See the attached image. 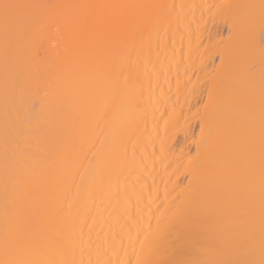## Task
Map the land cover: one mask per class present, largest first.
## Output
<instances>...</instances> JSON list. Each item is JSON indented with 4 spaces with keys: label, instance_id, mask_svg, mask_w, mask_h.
I'll return each mask as SVG.
<instances>
[{
    "label": "bare ground",
    "instance_id": "obj_1",
    "mask_svg": "<svg viewBox=\"0 0 264 264\" xmlns=\"http://www.w3.org/2000/svg\"><path fill=\"white\" fill-rule=\"evenodd\" d=\"M81 1L0 27V264H264V0Z\"/></svg>",
    "mask_w": 264,
    "mask_h": 264
},
{
    "label": "rangeland",
    "instance_id": "obj_2",
    "mask_svg": "<svg viewBox=\"0 0 264 264\" xmlns=\"http://www.w3.org/2000/svg\"><path fill=\"white\" fill-rule=\"evenodd\" d=\"M62 1H63V2H62ZM70 1H71V2H70ZM75 1H78V0H40V1H39V0H0V5H1L0 8L2 7L1 10H0V15L2 14V16H1V18H0V20L2 21V22L0 21V27H1V30H2V29H4V30L7 29V30L5 31V32H7V34L4 33V32H3V34H6V35L9 34L8 36L10 37V39H12V37L14 38L13 41H12V42H14V43H11V42H10L11 44L8 43V41H10V40H8V39H7V42H5V41L2 42V43H5V45L8 43V45L11 46L10 49H9V47L7 48V51L12 50V49H13V50L15 49V51H17V50L19 51L18 48H17V50H16L17 43H18V44H21V43L25 42V43H23L22 45L25 44L26 46L24 45L23 48H22V47H21V48L24 49V52H25L27 49H29V47H28L27 45H29V46H30V45H31V46L34 45L35 48L33 47V49H34L35 51L33 50V51H34L33 55H34V54H35V55H38V56H35V55H34V56L36 57V59H40V60H41V58H42V60H41L42 65L45 64V62H46L45 59H47V61L50 60V59L52 60L51 55H52V52H53L52 50H53L54 48L51 50V48L48 47V48L50 49V53H51V55H50V53H48V52H46V54H43L44 50H45V51H48V50H49V49H47V48L45 49L46 46H45V45L43 46V44H46L48 41H49V43L52 42L51 39L54 38V34H55V31H56V27L54 26V22H53V21H54V19L56 20L55 17L58 16L57 14H59V13L62 14V11L64 10V8L66 7L67 10H68V8H71L72 4H73V7H74V3H75ZM79 1H81V0H79ZM84 1H85V0H82L81 2H84ZM96 1H97V2L100 1V3L102 2L101 0H99V1H98V0H94V1H93V0H90V2L87 4V6H90V5H89L90 3L92 4L93 2H96ZM104 1H107V2H109V3H111V4H114V6L116 7L115 11H117V14H116V15H119V16L122 15V16L125 17L126 14L124 13L123 10H126V9H124V8L126 7L125 5L127 4L126 2H125V3H122V2H124V1H121V0H120V1H121V4H120V1L117 2V0H103V3H104ZM125 1H126V0H125ZM146 1H147V0H146ZM221 1H222V0H215V2H213V3L216 4V3H220ZM31 2H32V3H31ZM45 2H47V3H45ZM68 2H69V3H68ZM81 2H79V3L81 4ZM87 2H88V1L86 0L85 3H87ZM107 2H106V3H107ZM29 3H30V4H33V3H34L33 5H34L35 7H34L33 5L28 6V5H30ZM43 3H44V4H43ZM60 3H61V5H60ZM70 3H71V4H70ZM76 3H77L78 6H81V5H79L78 2H76ZM103 3H102V4H103ZM109 3H108V5H110ZM128 3H129V0H128ZM143 3H144V2H143ZM40 4H41V5H40ZM49 4H50V5L52 4L51 7H50ZM64 4H65V5H68V6H65ZM82 4H84V3H82ZM104 4H105V3H104ZM104 4H103V5H104ZM69 5H71V6L69 7ZM77 5H76L75 7H77ZM84 5H85V4H84ZM84 5H82V6H84ZM117 5H118V6H117ZM121 5L123 6V9L121 8L122 10L120 9V7H122ZM216 5H217V4H216ZM21 6H23V7H21ZM24 6H25V8H24ZM40 6H41V7H40ZM48 6H49L50 8H49ZM54 6H55V7H54ZM58 6H59V7H58ZM85 6H86V5H85ZM92 6H93V5H92ZM128 6H129V4H128ZM143 6H144V5H143ZM146 6H147V4H146ZM214 6H215L214 4H210V6H209L210 8H209V9L211 10ZM26 7H27V8H26ZM52 7H53V8H52ZM61 7H62V8H61ZM90 7H91V6H90ZM108 7H111V6H108ZM211 7H212V8H211ZM15 8H16V9H15ZM18 8H19V10L22 9V8H23V9L19 11ZM31 8H32L33 10H32ZM37 8H38V9H37ZM45 8H46L47 10H46ZM48 8H49V9H48ZM66 8H65V10H64V13L66 12ZM105 8H106V6H105ZM126 8H127V7H126ZM130 8H131V7H130ZM132 8H133V7H132ZM2 9H3V10H2ZM6 9H7V10H6ZM12 9H15V10H14L15 13H18V17H17V15H15V13L12 15V13H13V10H12ZM40 9H41V10L43 9V10H42V13H41V10H40ZM72 9H73V8H72ZM110 9H111V8H110ZM4 10L6 11V13H7V11H8V13L6 14ZM23 10L25 11V13H24L25 15H26V13H27V16H26V17L29 16L28 19H27V18L25 17V15L22 13ZM35 10H36V11H35ZM107 10H109V9H106V11H107ZM112 10H113V13H114V9H112ZM132 10L136 11V8H135V9L133 8ZM148 10H149V9H147V11L145 10L144 13H146V14L149 13ZM11 11H12V13H11ZM29 11H31L30 14H28ZM37 11H38V13H37ZM46 11H48V14H46ZM49 11H50V13H49ZM51 11H52L53 14L51 13ZM109 11H110V10H109ZM109 11H108V13H109ZM121 11H122V13H121ZM126 12H127V11H126ZM21 13H22V14H21ZM32 13H33V14H32ZM36 13H37V14H36ZM64 13H63V14H64ZM131 13H132V12H131ZM40 14H43V15L40 16ZM120 14H121V15H120ZM134 14H135V13H134ZM146 14H145V15H146ZM149 14H150V13H149ZM3 15H5V16L3 17ZM21 15H22V16H21ZM31 15H32V16L35 15V16H34L35 19L32 18ZM46 15H47V16H46ZM50 15H51V16H50ZM110 15H111V14H110ZM112 15H113V14H112ZM116 15H115V16H116ZM132 15H133V14H132ZM135 15H136V14H135ZM7 16H8V19H9V20H7ZM10 16H11V17H10ZM12 16H14V17H12ZM19 16H20L21 19L19 18ZM39 16H40V18H39ZM53 16H54V18H53ZM133 16H134V15H133ZM137 16H138V15L135 16L136 19H135L134 17H132V18H133L134 20H138V17H139V16H138V17H137ZM143 16H144V14H143ZM149 16H150V15H149ZM149 16H147V19H146V17L144 16V18L146 19L145 23H147V21H150V20H151L152 16H151L150 20H148V19H149V18H148ZM15 17H17V21H16V18H15ZM36 17H37V18H36ZM43 17H44V18H43ZM45 17H46V18H45ZM51 17H52V18H51ZM59 17H60V14H59ZM113 17H114V16H112V18H113ZM128 17H129V16H127V18H128ZM141 17H142V15H141ZM10 18H15V19L12 20V19H10ZM22 18H23V19L25 18V19H24L25 21H24ZM31 18L34 19V20H32ZM48 18H49V19H48ZM50 18H51V19H50ZM130 18H131V17H130ZM130 18H129V24H130V22H131V23L134 22L132 19L130 20ZM139 18H140V17H139ZM142 18H143V17H142ZM142 18H141L140 21H142L141 23H144V21H143L144 18H143V19H142ZM2 19H4L5 21H3ZM18 19H20V21L22 20V21H21L22 23L25 22L26 25H25V24L23 25V24H20V23H19L20 25L17 24V22H19ZM57 19H58V18H57ZM114 19H116V18H114ZM10 20H11V21H10ZM28 20H29V21H28ZM30 20H31L32 22H30ZM38 20H39V21H38ZM44 20H45V21H44ZM46 20H47V21H46ZM48 20H49V21H48ZM110 20H111V22H112L113 19H110ZM116 20H117V19H116ZM7 21H8V22H7ZM23 21H24V22H23ZM34 21H35V22H34ZM41 21L43 22V25L41 24ZM10 22H11V23H10ZM14 22H15V23H14ZM33 22H34V23H33ZM47 22H51V23H48V24L45 26V24H46ZM115 22H116V21H115ZM124 22L127 23L128 21L126 22V21L124 20ZM8 23H10V24H8ZM13 23H14V24H13ZM30 23H31V24H30ZM36 23H37V24H36ZM38 23H39V24H38ZM108 23H109L108 25H110V22H109V21H108ZM125 23H124V25H125ZM145 23H144V24H145ZM148 23H149V22H148ZM6 24H8V25H6ZM11 24L13 25V27H14V25H15L14 29L12 28V25H11ZM33 24H34V25H33ZM3 25H4V26H3ZM5 25H6V26H5ZM28 25H29V26H28ZM31 25H32V26H31ZM35 25H38V26H36V28L33 29V27H35ZM41 25H42V26H41ZM48 25H49V26H48ZM219 25L222 26L221 23H219L218 25L216 24V25L214 26V29H215V30L217 29L216 35L218 34L217 37L219 36V38L222 37L223 39H222V38H220V39L223 41V40L225 39V35H226V38H227V36H228V29H227L226 26H222V27H220ZM18 26H20V27L18 28ZM43 26H45L44 28H46V27H47V28L44 30V29H43ZM53 26H54V27H53ZM126 26H128V23H127ZM126 26H124V27H126ZM216 26H218V27H216ZM9 27H10L11 29H8ZM16 27H17V28H16ZM23 27H24V28H25V27H26V28H27V27H28V28L31 27V29H28V28H27V29H28V31H27V29H26V28L24 29ZM20 28H23V29H20ZM49 28H50V30H49ZM54 28H55V30H54ZM219 28H220V29H219ZM12 29H13V31H11ZM17 29H19V30H21V31L18 32L19 30H17ZM32 29H33V30H32ZM35 29H37V30H35ZM42 29H43V30H42ZM218 29H219V30H218ZM221 29H222V30H221ZM8 30H9L10 32H8ZM14 30H15V31H14ZM16 30H17V32L19 33V35H21V39L24 38L22 41H21V39H20V36L17 35ZM38 30H39L40 33L38 32ZM226 30H227V31H226ZM35 31H36V32H35ZM42 31H43V32H42ZM49 31H51V32H49ZM15 32H16V33H15ZM21 32H24L23 35L26 36V37H23V35L20 34ZM26 32H27V33H26ZM34 32H35V34H34ZM226 32H227V34H226ZM29 33H31V35H29ZM36 33H37V35H36ZM42 33H43V34H42ZM49 33H50V34H49ZM220 33H221V36L219 35ZM0 34H1V32H0ZM11 34H13V36H12ZM33 34H34V35H33ZM40 34H41L42 36H41ZM51 34H52V36H51ZM95 34H96V33H95ZM1 35H2V34H1ZM6 35H5V37H6V38H9V37H7ZM15 35H16V36H15ZM46 35H49L50 38H48L49 36L47 37ZM89 35L93 36L92 34H88V36H87L88 38H84L83 40H85V39H86L85 41L89 40V38H91V36H89ZM2 36H4V35H2ZM18 36H19V38H17ZM29 36H30V37H29ZM34 36H35V39L38 37V40H35V39L33 38ZM95 36H96V35H95ZM5 37H2L1 39L3 40V39H5ZM40 37H42V38H40ZM51 37H52V38H51ZM85 37H86V36H85ZM97 37H98V36H97ZM97 37H96V38H97ZM99 37H100V36H99ZM32 38H33L34 40H33ZM39 38H40V39H39ZM93 38H94V36H93ZM19 39H20V40H19ZM26 39H27L28 43L25 41ZM29 39H30V40H29ZM43 39H45V40H43ZM15 40H16V41H19L20 43H19V42H16ZM39 40H40V42H41V41H42V42L40 43ZM50 40H51V41H50ZM90 40H92V39H90ZM225 40H227V39H225ZM33 41H34L35 43H34ZM85 41H84V42H85ZM45 42H46V43H45ZM84 42H83V43H84ZM89 42H90V41H89ZM0 43H1V40H0ZM15 43H16V44H15ZM26 43H27V44H26ZM39 43H40V45H39ZM12 44H13V45H12ZM50 44H51V43H50ZM50 44H48V45H50ZM15 45H16V46H15ZM41 45H42L43 47H42ZM48 45H47V46H48ZM1 46H3V45H1ZM12 46H14V47H12ZM18 46H21V45H18ZM18 46H17V47H18ZM36 46H37V47H36ZM53 46H54V44H53ZM26 47H27V48H26ZM41 47H42V48H41ZM8 49H9V50H8ZM36 49H37V50H36ZM39 49H40V50H39ZM13 50H12V51H13ZM15 51H14V52H15ZM30 51H31V49H30ZM33 51H32V52H33ZM14 52H10V51H9L8 53H12V55H14V54H13ZM21 52H23V50L19 51L18 53H19L20 55H22ZM25 53H26V55H24V53H23V55H24L25 57H28V56H27L28 53H27V52H25ZM29 53H30V52H29ZM38 53H41V54H38ZM44 53H45V52H44ZM19 54H18V55H19ZM31 54H32V53H30V55H31ZM9 55H10V54H9ZM12 55H10V56L12 57ZM23 55H22V56H23ZM28 55H29V54H28ZM30 55H29V56H30ZM47 55H48V56H47ZM49 55H50V57H49ZM16 56H17V54H16ZM22 56H21V58H22ZM41 56H42V57H41ZM52 56H53V55H52ZM13 57H14V58H12V59H14V60L16 61L15 58H17V57H15V55H14ZM32 57H33V56L31 55V59H32ZM45 57H46V58H45ZM19 58H20V56H19ZM23 58H24V57H23ZM44 58H45V59H44ZM48 58H49V59H48ZM211 58H212V59H211ZM211 58L209 59V61H211L210 63H212V61H213V64H216L217 61H218V56H214V57H211ZM17 59H18V58H17ZM36 59L34 58V60H36ZM43 59H44V60H43ZM18 60H19V59H18ZM40 60H39V61L37 60V62H40ZM24 61H27V58H26V60H24ZM24 61H23V62H24ZM43 61H44V62H43ZM18 62H22V59H21V61L19 60ZM41 62L39 63L40 65H41ZM25 63H27V62H25ZM210 63H209V64H210ZM23 65H24V64H22L21 66H23ZM25 65H26V64H25ZM28 66H29V65H27V66L24 67V68H25V69H28ZM43 67H44V66H42V67H40V68H39V67H36V68H37L38 70H39V69L42 70L41 68H43ZM24 68L22 67V69H24ZM30 68H31V67H30ZM30 68H29V69H30ZM33 68L35 69V67H33ZM33 68H31V70H32ZM34 69H33V71L36 72ZM37 69H36V70H37ZM24 71H25V70H24ZM26 71H27V70H26ZM195 71H196V70H195ZM37 72L39 73L40 71H37ZM203 98H204V97H202V100H203ZM192 120H194V118L191 119L190 123H188L187 132H188V133L191 132V133H190V137H191V138H192V137L194 138V137H196L195 135H197V129H198V126H199V125H198L199 122L196 121V120H194V121H192ZM191 124H192L193 126H192ZM189 125H190L191 127H190ZM186 142H187V143H186ZM186 142H185V146L187 145V151H186L187 154L185 153V149H184L183 154H186V155H183V154H182V155H183V157H185V156H186V157H188V156L191 157V156L193 155L195 149H194V146H193V145L191 146V145L188 144V141H186ZM183 146H184V145H183ZM183 146H182L181 148H183ZM188 147H189V148H188ZM178 149H179V148H178ZM186 157H185V158H186ZM190 157H188V158H190ZM183 163H184V161H183L181 164H183ZM185 180H186V177H185L184 179H183V178L180 179L181 182L179 181V183H180L181 186L184 185V183H185L184 181H185Z\"/></svg>",
    "mask_w": 264,
    "mask_h": 264
}]
</instances>
